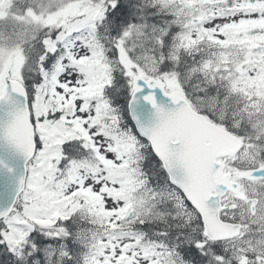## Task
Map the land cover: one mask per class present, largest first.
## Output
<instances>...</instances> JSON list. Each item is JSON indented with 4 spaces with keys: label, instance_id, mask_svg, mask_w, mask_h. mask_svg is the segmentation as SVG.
I'll return each mask as SVG.
<instances>
[{
    "label": "snow or ice",
    "instance_id": "obj_1",
    "mask_svg": "<svg viewBox=\"0 0 264 264\" xmlns=\"http://www.w3.org/2000/svg\"><path fill=\"white\" fill-rule=\"evenodd\" d=\"M0 264H264V0H0Z\"/></svg>",
    "mask_w": 264,
    "mask_h": 264
}]
</instances>
